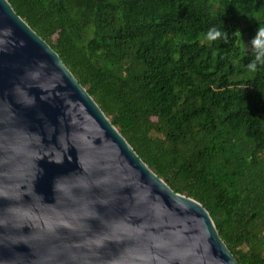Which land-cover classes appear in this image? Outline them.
I'll use <instances>...</instances> for the list:
<instances>
[{"label": "trees", "instance_id": "trees-1", "mask_svg": "<svg viewBox=\"0 0 264 264\" xmlns=\"http://www.w3.org/2000/svg\"><path fill=\"white\" fill-rule=\"evenodd\" d=\"M7 1L237 263L264 264V67H246L264 0Z\"/></svg>", "mask_w": 264, "mask_h": 264}, {"label": "water", "instance_id": "water-1", "mask_svg": "<svg viewBox=\"0 0 264 264\" xmlns=\"http://www.w3.org/2000/svg\"><path fill=\"white\" fill-rule=\"evenodd\" d=\"M0 264H238L207 210L138 157L7 0Z\"/></svg>", "mask_w": 264, "mask_h": 264}, {"label": "clouds", "instance_id": "clouds-1", "mask_svg": "<svg viewBox=\"0 0 264 264\" xmlns=\"http://www.w3.org/2000/svg\"><path fill=\"white\" fill-rule=\"evenodd\" d=\"M250 19H255L258 22V28L256 30V35L251 41V49L254 54V59L246 66L247 70L250 73H256L259 68L264 67V23H261L258 20V13H253L248 16ZM233 36L239 37L240 40L242 39V33L237 30L233 33ZM205 38L209 42H214L217 40H228V33L226 31H221L218 28H211L205 35Z\"/></svg>", "mask_w": 264, "mask_h": 264}, {"label": "rangeland", "instance_id": "rangeland-1", "mask_svg": "<svg viewBox=\"0 0 264 264\" xmlns=\"http://www.w3.org/2000/svg\"><path fill=\"white\" fill-rule=\"evenodd\" d=\"M242 31V30H241ZM242 33V32H241ZM243 35V34H242Z\"/></svg>", "mask_w": 264, "mask_h": 264}]
</instances>
